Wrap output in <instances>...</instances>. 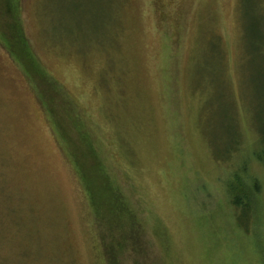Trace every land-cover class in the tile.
Instances as JSON below:
<instances>
[{"label": "rangeland", "instance_id": "rangeland-1", "mask_svg": "<svg viewBox=\"0 0 264 264\" xmlns=\"http://www.w3.org/2000/svg\"><path fill=\"white\" fill-rule=\"evenodd\" d=\"M96 163L145 264H264V0H0V264H104Z\"/></svg>", "mask_w": 264, "mask_h": 264}, {"label": "trees", "instance_id": "trees-1", "mask_svg": "<svg viewBox=\"0 0 264 264\" xmlns=\"http://www.w3.org/2000/svg\"><path fill=\"white\" fill-rule=\"evenodd\" d=\"M82 141H85L84 146L89 150V156L94 155L92 150L90 151L91 146L87 144L85 137H82ZM118 155L122 156V160H125L122 153ZM95 166L87 181L83 178L82 171L77 166L75 171L86 195L89 206L87 209L88 214L104 264H124L123 260L118 259V256L123 254L124 251H128V249L134 253L133 243L138 247L140 246L141 258L137 257L138 262L134 258L132 264L147 263L145 257L149 254L147 249L148 240L140 244L141 238L143 239V236H145V225L138 219L137 214L139 212L136 209L133 210L122 187L116 181L114 182L107 169L99 163H96ZM235 180H230L227 185L229 203L234 210L233 218L236 230L245 232L244 217L249 216L250 213L252 214L253 208L251 207L250 197L247 196L239 176ZM257 188L258 186L255 185V191Z\"/></svg>", "mask_w": 264, "mask_h": 264}]
</instances>
